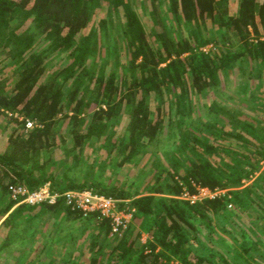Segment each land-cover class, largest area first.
<instances>
[{"label": "trees", "instance_id": "16d2710c", "mask_svg": "<svg viewBox=\"0 0 264 264\" xmlns=\"http://www.w3.org/2000/svg\"><path fill=\"white\" fill-rule=\"evenodd\" d=\"M135 1L0 0V55L13 61L16 72L8 84L0 71V122L15 125L0 152L2 178L9 180H0V197L6 200L0 215L8 213L4 220L13 221L38 207L35 214L63 210L81 216L61 198L52 204H18L9 211L15 204L10 184L30 190L46 182L58 191L91 189L128 200L132 223L121 237L110 239L108 221L89 214L84 219L99 225L89 257L80 262L66 253L53 264H172L173 259L180 264H264V133L244 122L239 109H226L213 99L207 110L214 115L194 127L181 126L177 144L162 159L156 156L153 181L142 192L100 180L108 166L137 163L165 128L193 114L201 98L217 97L221 73L256 63L257 77L264 79V0H237L234 14L228 0H167L176 26L170 32L159 18L160 0H146L158 26L153 39ZM100 9L106 10L104 18L85 31ZM120 11L121 36L106 43L103 37L116 31ZM52 54L63 55V64L46 75ZM248 106L260 108L258 102ZM27 119L35 123L30 130ZM61 141L70 148L58 171L46 152ZM81 162L88 168L83 178L68 176ZM97 166L101 171L95 174ZM194 185L226 192L195 203L176 198ZM218 218L234 225H219ZM142 232L148 235L143 244L138 240ZM215 238L219 246L209 247Z\"/></svg>", "mask_w": 264, "mask_h": 264}, {"label": "rangeland", "instance_id": "374dc122", "mask_svg": "<svg viewBox=\"0 0 264 264\" xmlns=\"http://www.w3.org/2000/svg\"><path fill=\"white\" fill-rule=\"evenodd\" d=\"M133 6L143 21L145 29L151 33L150 38L153 39L158 26H156L154 22V14L151 13L148 2L146 0H136ZM166 7L167 0H160L158 4L160 21L164 22L169 32L176 31L173 18L171 14L166 11ZM228 7L229 13L234 14L237 11L238 1L228 0ZM105 13V9L98 10V13H96L91 22L88 23L85 31L88 30L92 22L97 21L99 18H104ZM122 20V11H120L119 15L116 16L114 20L116 31L110 30L111 33L109 32V35L103 37L104 42L108 43V39H114L115 35L121 36L119 26ZM28 24L29 22H26L25 25ZM207 26L211 27L212 24L207 22ZM223 41L226 44L227 40L223 39ZM210 46L211 44H208L203 48L207 49ZM40 47L41 45L39 48ZM126 59V54L122 53L121 63L125 64ZM63 60V55L52 54L48 56L46 59V75L55 74L63 64ZM92 63L94 64V62ZM259 69L256 63L247 64L243 62L242 64L240 63L234 66L229 72L221 73L218 78L219 85L217 87V97L211 96L204 99L201 98V102L194 105L193 114L182 120L181 125L177 124L165 128L147 147V152L136 157L139 159L137 163L126 164L124 166H108L105 169L104 175L100 177V180L104 183L123 187L129 191L142 192L144 187L153 181L152 175L156 171V166L154 164L156 156L162 159L163 153L171 150L177 144V135L180 132L181 126L194 127L198 125L202 119L209 118L210 114L214 115L207 110V106L210 105L213 99L220 100V105L225 106L226 109H239L242 112V115L239 117L244 122L248 121L253 123L254 128H257L258 132L264 133V79L262 77H257ZM14 70L15 65L13 61L8 58H3V55H0V71H2L1 73L4 77L8 78V84L16 78V72H14ZM255 85L258 87L257 89H254ZM258 94L259 96H257ZM253 102L259 103V111L258 109L251 110L249 108L248 104ZM150 103L151 108H154L156 106V99H151ZM169 109V103L165 102L164 110L168 111ZM224 122L226 123V120ZM14 126L13 124H7V126H5V121L0 122V152L6 149L9 143L8 135L14 129ZM65 126L66 122H61L62 130H64ZM120 126L123 127V122H121ZM65 137L67 141L68 137L66 135ZM66 144L67 143L63 141L58 147L49 149L46 152V157L56 162L55 165L58 166V171L63 170L65 167L60 160L66 155V149L70 148V146H66ZM41 160L40 158L36 160L35 165L38 166ZM100 171V166L92 170L95 174ZM67 172L68 176L81 180L88 172V168L85 162H81ZM2 176L3 170L0 166V180L3 179L4 184H7L9 182L8 178H2ZM249 182L250 181H247L244 184H248ZM5 202V197H0V209L5 205ZM17 205L16 203L12 205L9 211ZM37 209L38 207L28 210L29 212L17 216L13 221L4 220L8 213L0 215V247L2 244L7 243L0 248V264H53L59 259H63L66 253H68L66 257L70 255L74 259L77 258L80 262L85 261L89 257V248L94 244V237L98 232L99 225L95 222H87L83 216L66 215L63 210L47 211L41 214L37 212V214H35ZM245 218L246 217L242 215L241 221L247 222ZM216 223L228 227L233 224L231 221H226L222 218H218ZM248 226L250 225L248 224ZM218 227L219 226H217V230L220 235L225 238L226 242L232 243L231 236L224 231H220ZM100 238H104L103 233L100 234ZM147 239L148 235L146 233H140L138 240L141 244L145 243ZM109 242L111 246L114 244L113 240H109ZM207 244L209 247L212 246L217 248L219 246L216 238L213 244L209 242ZM111 246L108 248L110 249ZM79 250L82 252L81 254ZM61 256H63V258ZM171 263L179 264L176 259H173Z\"/></svg>", "mask_w": 264, "mask_h": 264}, {"label": "built area", "instance_id": "2783aa9c", "mask_svg": "<svg viewBox=\"0 0 264 264\" xmlns=\"http://www.w3.org/2000/svg\"><path fill=\"white\" fill-rule=\"evenodd\" d=\"M35 123L26 120V129H32ZM264 167V160L261 162ZM8 192L16 204H39L54 203L61 198L65 206L75 212L86 217L91 213L98 215L100 219H106L109 223V237L117 239L122 236L124 231L132 223L134 209L128 205V200L115 199L94 192L91 189H67L58 191L51 187L49 182L44 183L40 187L30 190L27 186L15 183L8 186ZM226 189H210L206 186L194 185V190L189 191L183 188L177 199L195 203L206 198H214L222 195ZM120 202L124 204L119 205ZM180 264V263H179Z\"/></svg>", "mask_w": 264, "mask_h": 264}]
</instances>
